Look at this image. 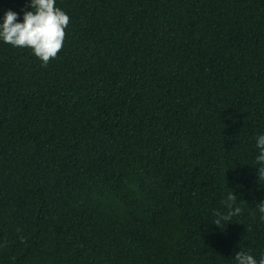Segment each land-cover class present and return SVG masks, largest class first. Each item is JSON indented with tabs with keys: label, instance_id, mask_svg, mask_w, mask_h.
Segmentation results:
<instances>
[{
	"label": "trees",
	"instance_id": "obj_1",
	"mask_svg": "<svg viewBox=\"0 0 264 264\" xmlns=\"http://www.w3.org/2000/svg\"><path fill=\"white\" fill-rule=\"evenodd\" d=\"M55 6L47 68L0 41V264L259 261L264 0ZM227 191L242 212L218 229Z\"/></svg>",
	"mask_w": 264,
	"mask_h": 264
},
{
	"label": "clouds",
	"instance_id": "obj_2",
	"mask_svg": "<svg viewBox=\"0 0 264 264\" xmlns=\"http://www.w3.org/2000/svg\"><path fill=\"white\" fill-rule=\"evenodd\" d=\"M56 0H30L29 11L23 14V22H17V13L9 10L5 12L3 22L0 23V41L18 49H28L41 62V67L47 68L50 61L57 58L62 50L66 38V29L70 24V17L55 6ZM256 148L259 155L256 157L257 178L264 180V134L256 138ZM237 197L227 191L223 201L225 211L214 212L215 219L212 225L218 229L228 225L234 216L242 212L241 207L235 206ZM261 220L264 221V200L257 204ZM19 232L20 230L17 229ZM24 243L25 238L19 237ZM235 264H264V255L257 259L243 250L234 257Z\"/></svg>",
	"mask_w": 264,
	"mask_h": 264
}]
</instances>
